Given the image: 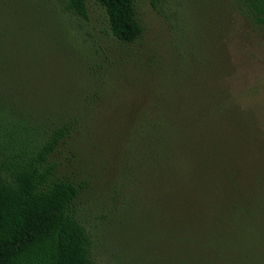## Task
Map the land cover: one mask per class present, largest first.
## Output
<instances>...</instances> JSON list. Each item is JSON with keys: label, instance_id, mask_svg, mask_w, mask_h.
<instances>
[{"label": "rangeland", "instance_id": "374dc122", "mask_svg": "<svg viewBox=\"0 0 264 264\" xmlns=\"http://www.w3.org/2000/svg\"><path fill=\"white\" fill-rule=\"evenodd\" d=\"M134 6L144 32L125 44L95 2L82 19L63 0H0V140L31 149L67 126L52 157L58 176L81 185L77 218L95 264H264V195L263 207L214 226L229 239L215 254L184 232V200L173 203L144 156L151 119L210 90L264 120V27L246 0Z\"/></svg>", "mask_w": 264, "mask_h": 264}, {"label": "trees", "instance_id": "16d2710c", "mask_svg": "<svg viewBox=\"0 0 264 264\" xmlns=\"http://www.w3.org/2000/svg\"><path fill=\"white\" fill-rule=\"evenodd\" d=\"M91 1L103 9L118 41L140 39L144 27L134 0H63V9L86 19ZM246 5L251 19L264 27V0H246ZM204 95L151 119L156 121L144 156L169 182L173 203L175 196L184 200V232L215 252L214 247H227L229 239L214 226L231 218L232 210L238 214L263 205L264 120L237 97L211 90ZM16 125L9 127L17 134ZM68 132L67 126L56 125L31 149L24 139L19 147L0 140V264H95L90 236L77 218L81 185L58 176L52 157Z\"/></svg>", "mask_w": 264, "mask_h": 264}]
</instances>
